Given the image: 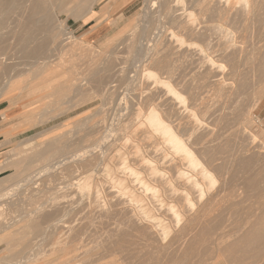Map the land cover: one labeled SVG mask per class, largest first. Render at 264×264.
I'll return each instance as SVG.
<instances>
[{"label": "rangeland", "instance_id": "rangeland-1", "mask_svg": "<svg viewBox=\"0 0 264 264\" xmlns=\"http://www.w3.org/2000/svg\"><path fill=\"white\" fill-rule=\"evenodd\" d=\"M182 1L181 4L185 5L186 11L182 12L181 20L190 23L188 18H197V24L194 21L196 26L193 23V33L181 29L182 27H179V23L166 24L165 28L160 29V32L165 41L170 39L169 43H174V46L177 45L174 49L181 46L180 48L183 47L185 50L188 44V49H193L192 52L187 49L189 51L187 54L183 53L184 51L182 52L183 48H178L179 51L178 49L176 50L178 51L177 56L182 52L183 55H189L188 58L195 55L196 59L203 56V54H207L215 60L214 65L210 67L211 69L213 67V69H209L205 73L204 69L207 67L202 69L196 63H193L192 60H188V62L190 61L189 63L194 64L192 67L190 66L191 64L188 65L189 63L185 58L187 55L184 56L185 59L181 56L182 58L179 57L180 59L173 61L172 81L169 79L184 99L181 103L173 99V102L179 107L180 114H183L180 115L182 122L184 121L183 118L186 117L187 119L186 115L188 113L186 112H189V110L194 111L195 116H197L195 117L197 130L195 129L194 133L198 137H195V134L189 137L190 131H182L185 134L181 132V135L184 134V140L187 141L189 148L200 159V162L213 172L216 179L215 183L209 187L202 181L204 186V196L202 198L199 197L198 192L191 190L189 195L193 205L188 206L181 192L184 185L177 182L174 177L172 181L171 176L173 175L176 162L182 168H187L189 171L187 169L186 171L189 173L196 174V172H193L194 170L192 171L191 168L189 169L185 160L177 156V154L175 155L169 148L163 151L167 159L166 163L162 164V169H160L161 176H163L162 179L170 180L168 182L169 185L160 181L159 178L156 179L157 176L155 178L151 177V174L146 170L145 164L134 160L132 153L127 161L131 168L135 167L141 172L139 175L143 176L147 184L150 181L149 184L151 185H148L151 188L158 189V193L155 192L156 194L151 189L146 191V187L144 188L138 180H135V176L129 170L130 168L119 164L118 159L114 157L115 152L104 149L102 153L99 150L93 154L86 152L81 155L82 158L80 157L79 154L85 148L81 149L83 147L82 144L79 146L76 144L79 141V135H83L85 130H83L84 133L82 130L76 132L73 126L84 120L87 115L89 116L96 111L100 106V102L99 99L95 98L93 89L88 90L85 88V93L89 97L93 96L90 99H85L86 97L84 98L82 94H74L70 88L74 86L73 82L70 81L72 78L79 77L86 71L89 73V70L100 66V58H103V56L122 60L131 59V75L136 73L134 83L136 86L144 83L151 84L155 87L149 85L151 89L153 88L151 91H157L159 88L156 89L157 86L153 84V80L148 78L146 75L147 71H151L156 76L162 75V77H166V75L161 74V71L152 66L140 67L136 72L132 67V46L139 26L143 22V12L148 5L147 0H124L117 12L112 14V11L111 15L108 13L114 6L112 2L95 4L94 10L98 14L87 22L75 19L68 14L66 15L68 13L67 10L73 4L67 5L69 7L66 8V11L61 13L52 9V12L55 11L53 12L55 20L57 18L58 20H63L65 27H67L66 31L70 32L72 38L65 43L53 41L47 44L44 49L48 53V58H39L38 64L32 68L34 72L29 73V66H22L24 75L23 77L20 75V78L21 80L25 78L27 80L24 83H20L21 85L24 84L23 87H26V89L22 93L18 90L12 91L11 93L14 96L11 101L5 97H0V131L6 130L3 142L7 143V147L0 154V166L4 168L0 171V180L5 179L9 174H16L25 167L24 163H20L23 154L40 150L57 138H64L66 139L65 142L68 145L70 144L69 151L60 157L61 159L68 156L66 165L70 166V172L58 168L56 172L59 169L61 172L59 171V174L55 172V177L43 175L41 182L39 180L35 183V185L37 184V189L34 188V190L36 189L35 192L30 189V186H27L29 190L27 187L20 189L23 193L18 190L22 195L18 191L16 192L17 194L11 199L13 204L10 202L12 206L8 203V209H4L5 206H0V224L10 223L12 225L7 228H0V264L256 263L255 252L259 251L261 244L260 241L255 243L254 239L264 232V69L261 65L258 66L260 61H264V15H262L264 14V11L262 12L264 7L260 8L262 9L261 12L259 9V7L264 6V0H248L247 6L241 0H229L228 4L222 0H217L216 3L213 0L211 3L209 1V7L212 3L216 4V6L212 5L214 8H211V6L209 13H205V16L203 15V18L210 17L206 18V21L202 18L203 12L200 11V8L203 5H200V2L195 4L191 0H188L189 3L187 0ZM30 2L29 0L23 1L20 10H18L21 14V21H24L25 16L30 12ZM217 3L222 6L217 7ZM252 3L256 5L252 7ZM196 5L201 7L199 8ZM250 5L251 7H249ZM180 6L182 7L183 5ZM254 6L256 9H254ZM222 7L224 10L226 9L225 11L223 10V13H228L225 17H228L230 22L234 19L231 23H234L235 20L237 23H240L241 20L245 21V23L242 22L243 26L240 23L241 28L244 29L240 34L241 36L238 35L241 32V28L240 26L238 28L236 22L234 24L228 21V24L224 23L226 18H223V15L225 13L221 14L222 11L217 10V12L215 10L214 14L216 17L214 14L212 16L214 12L212 10L217 8L222 10ZM249 8L252 10L251 13V10L248 11ZM257 10L260 15L255 13ZM181 11L179 10L180 13ZM242 11L247 14H243ZM229 12L234 18L230 16L231 19L227 16ZM198 13L199 17H197ZM248 14L249 19L247 17ZM251 14H255V18L254 16L251 18ZM240 16H244L248 20L241 17L242 19L237 21ZM15 18L16 16L10 19L7 25L2 28V31L19 30ZM207 19H210V22ZM253 19L257 20L256 22L258 23L254 22L255 20ZM249 20H251V23ZM252 21L253 25L255 23L256 26L250 25ZM38 24L41 25V23ZM224 24L225 26H223ZM230 24L234 28L231 29ZM217 26L219 27L217 28ZM94 27L100 28L101 31L90 40L92 45L80 44L75 46L74 42L81 39L85 31L88 32ZM220 28L221 30H219ZM258 29L259 31L261 29L260 33H263L261 35L263 37L259 36ZM171 33L173 36H171ZM243 33L249 35L248 39ZM202 34H205L206 37L208 36V39H206L205 35L204 39ZM43 35V33L38 34L39 37ZM176 36L177 38H173ZM168 37L170 38L168 39ZM179 38L184 40V42L182 39L180 40L183 45L178 43L177 40ZM226 40L228 42H225ZM245 40L251 43L248 44L247 41L248 45H246ZM4 41V49L11 51L9 49V46L12 47L13 45L11 39L8 38ZM211 42L214 46L217 45L215 47H218V49H213ZM224 42L228 44H226L228 47ZM203 43L208 46H204L205 44ZM194 44L195 48H193ZM221 44L226 46L221 47L225 49H223L224 52L220 48ZM197 45L201 49L196 47ZM234 46L235 48L240 47L239 50L236 48L238 52L234 50ZM250 46L254 47V49ZM231 47L237 53L238 58L234 55L235 52ZM219 48L222 53H214V51H219ZM257 48L259 53L255 50ZM208 49L211 50L208 51ZM198 52H200L199 56L197 55L199 54ZM250 52L254 56H251ZM230 53L233 57L235 56L234 58L238 59L231 58L232 62L238 61L237 68L242 65L235 71L236 74L233 73L234 75L230 71V68H232L230 66L232 62H229L231 60ZM246 54L247 57H251L247 58ZM177 56L174 55L173 58L175 57L176 59ZM241 56L242 59L240 58ZM244 59L247 60H245V63L243 62ZM180 60H182L181 62L186 60L185 64H188L183 65L184 63L178 62ZM59 62H62L61 65H57ZM228 66L230 67L228 68ZM259 67L263 70L260 68L261 70L259 71ZM200 73L203 76L206 75V77H203ZM199 74L201 77H199ZM197 76L201 78V81L204 78L205 82H200V84V79ZM212 77L213 80H211ZM233 77L235 78L233 79ZM195 79L197 82H194ZM59 88L63 89L59 91ZM167 98L162 107L169 112L171 108L169 102L172 99L170 96ZM57 99L59 102L66 101V103L61 105L60 110L52 111L50 109L51 104L55 103ZM96 118L86 122L87 125ZM170 120L173 124L177 122H174L172 118ZM51 126L55 128H51V130ZM200 135L203 136V139H201ZM209 150L210 152L208 153ZM93 155L97 156L98 165L88 163L87 160ZM211 155H214L213 158ZM80 159L83 160L82 163H80ZM51 162L53 161L50 160L49 163ZM45 163L47 162L43 161L42 163L41 160H37L31 164V169H39ZM11 165L14 166L11 167ZM106 166H110L112 169L110 175L106 174ZM218 166H222V168L224 166L223 170L220 169L222 172L218 170ZM84 177H88V181H91L92 185L89 190L82 188ZM44 179L45 183H42ZM118 179L124 180L128 188L132 189L138 197H141V202H144V205L147 204L146 207L149 208L150 206L149 209L156 219L162 218L163 223L169 225L171 231L168 233L169 235L167 234L168 236L165 235L164 237L161 235L162 231L160 228L156 227V224L153 225L156 220L151 222L150 218L147 220L140 211H135L134 204L138 207L139 202L131 201V204L125 202V205L121 203L127 200L129 195L119 191L117 187ZM251 180H253L252 183ZM78 183H80L81 187H79ZM24 194L27 195L25 196ZM205 202H208L207 211L198 219H194L193 215L196 210ZM171 203L175 205L178 212L180 210L179 213L182 216H180L179 222H176L174 214L168 209V204ZM37 208L38 211H36ZM39 208H41V211H39ZM31 210L36 212L31 213ZM47 213H50L49 217H45ZM187 219H192L191 223L181 229ZM54 220H60L55 227L42 228ZM199 221L211 224H217L218 222L220 225L206 233L201 230ZM34 223L40 225L41 229L31 227ZM25 225L30 227L26 228V234L22 235L21 232L24 231ZM56 241L63 243L61 251L57 250L59 245L56 244Z\"/></svg>", "mask_w": 264, "mask_h": 264}, {"label": "bare ground", "instance_id": "bare-ground-1", "mask_svg": "<svg viewBox=\"0 0 264 264\" xmlns=\"http://www.w3.org/2000/svg\"><path fill=\"white\" fill-rule=\"evenodd\" d=\"M23 1H28V0H0V97H5L9 101H11L13 99V96H14V94L11 93L12 91L18 90V91H20V93H22L23 90L26 89V87H23L24 84L21 85V83H24L27 80L26 78L24 80H21V78H20V75H22V77L24 75V70H23L22 66L24 67L25 65H27L30 68V71H28V72L29 73L34 72V70L32 68L38 64L39 58H43V59L48 58V53L45 52L46 49H44V47L47 44H49L50 42H53V41L57 42V43H65V42L69 41V39L72 38V35L70 34V32L66 31L67 27H65L63 20H58V18H57V20H55L56 18L53 17V12H55V11L52 12V9H55L61 13L62 11H66V8H68L71 4H73L72 7L67 10L68 13H66V15L68 14L69 16H72L75 19H81L83 22H87L90 19H93V17H95V15L98 14L94 10L95 4H98L101 2L103 4H106L107 2H112L114 4V6L112 7L110 12L108 13L111 15L112 11H113L112 14L117 12V10L119 9V7L121 6V4L123 3L124 0H31V2L29 0L30 12L25 16V20L21 21V14L19 13L18 10H20V8L23 4ZM191 1L195 2V4L196 3L199 4L198 2H200L201 3L200 5H203L202 8H200L201 7L200 5H196L200 8V11L203 12L202 18H203V15L205 13H209V10H210L209 8L212 5L216 6V4L212 3V5L209 7L208 2L209 1H210V3L213 1H215V3L217 2V0H213V1L212 0H191ZM222 1L226 2V4H228L229 0H222ZM147 2H148V5L146 6V8L143 12L144 18H143L142 25L139 26V30L136 34V37L134 39L133 46H132V51H133L132 67L135 69L134 71L136 72L137 69H139L140 67L145 68V67H151L152 66V67L157 68L159 71H161V74H165L166 77H162V75L156 76L155 74L151 73V71H147L146 75L148 76V78L150 80H153V84L155 86H157L156 89L159 88L157 91H154V90L151 91L153 89V88L151 89L149 87V85H151V84H145L144 83L142 85L136 86V84L134 83L135 79H136V73L134 75H131V59L122 60L119 58L114 59L113 57H110V56H103V58H100V66H98L97 68H94L92 70H89V73H87V71H86V73H82L79 77L72 78L70 81L73 82L74 86H72L70 88L74 92V94H82V95H84L83 96L84 98L86 97L85 99H87V98L90 99L93 96L89 97V95H87L85 93V88L88 90L93 89V93H95V98L99 99V102H100V106L98 107V109L96 111H94L89 116L87 115V117L84 120H81L80 122H78L76 125L73 126V128H75L76 132H79L81 130L83 132V130H85V133L83 132L84 133L83 135H81V134L79 135V141L77 143V140H76V143H77L76 145L79 146L80 144H82L83 147L80 146L81 149L85 148V149H83V152L81 151V154H79L80 157H81V155H83L86 152L87 153L91 152L93 154L99 150L102 153V151L104 149L106 151L110 150L112 152H115L114 157H116L118 159L119 164H121L123 167H129L131 174L135 176V180H138L139 183L144 186V188L146 187V189H145L146 191L151 189L153 191V193L157 192L158 189L156 190V189L151 188L149 186V185H151V184H149L150 181H148V184H149L148 185L146 183L147 181L145 179H143V176L139 175L141 172L139 170L135 169V167H133L134 169L131 168L130 164H127L129 155L131 156V153H132L134 156V160L140 161L142 164L144 163L146 166V170L148 171L149 174H151V177L155 178V176H157L156 179L159 178L160 181L169 185L168 182L170 180H166V178H165V180L162 179L163 176H161V172H160V169H162V167H161L162 164L167 159L165 157V155L163 154V151H164V149L169 148L175 155L177 154V156H179L180 158L185 160L186 165L189 167V169L191 168L192 171L194 170L193 172H196V174H194V173L191 174L188 172L189 170L187 168L186 169L188 171H186L185 168H182L180 166V164L176 162L173 175L171 176L172 181L175 179L177 182H180L184 185L183 186L184 188H182V190H181L183 199H184L186 205L192 206L193 203L191 202L190 195H189L190 191L192 190V191L198 192L199 197L202 198L204 196V186H203L202 181L206 185H209V187H211V185H213L215 183V180H216L213 172L207 166L203 165L200 162V159H198V157L195 156V154L192 152L191 148H189L188 144L186 143L187 141L184 140V134H185L184 132L185 131H188V132L190 131L189 137L191 135L193 136V134H195L194 131L197 130L196 129L197 124L195 125V123L197 121H196L195 117H197V116H195L194 111L192 112V110L191 111L189 110V112H186V113H188L186 115L187 119H186V117L183 118L184 121L185 120L186 121L182 122V119H180L181 118L180 115L182 113L180 114V110L178 109L179 107L176 106V103L173 101L176 100V101H180V103H181L182 101H184V99L181 96V94L176 90V87H174L175 85L173 86L169 80L173 76V67H172L173 61L174 60L177 61L178 59L182 58L181 56H183V58H184V56L187 55L189 53V51L192 52L193 49L189 50L188 49L189 44H188V42H186L188 44L187 48L185 47L186 49L184 50V48L182 47L183 48L182 52L184 51L183 53H187V54L183 55L181 52V54H179L177 56L179 49H182V48H180L181 46L180 47L178 46L179 49L177 48L178 51H176L177 49L176 48L174 49V47H176L177 45L174 46L173 45L174 43L173 44L169 43V40H170L169 38L171 36H173V34L171 33L172 35L170 37H168L169 40L165 41L162 33L160 32L161 31L160 29L161 28L163 29V27L165 28L166 24L179 23L180 24L179 27L180 26L182 27V28L180 27L181 29H185L184 31L193 33V31H194L193 30V23H194V21H195V23L197 22L196 21L197 18L196 17H195L196 19L195 18H193V19L188 18V19H190V23H187L185 20H181V15H183L182 12L186 11L185 5L181 4L183 2L182 0H147ZM192 2H190V3H192ZM241 2H243V4L245 6L248 5V0H241ZM188 3H189V1H188ZM67 5H69V6L67 7ZM180 5H183V6L181 7ZM217 5H218V3H217ZM251 5L253 7V5H256V4L252 3ZM251 5L249 7H251ZM221 6L218 5L217 7H221ZM262 7H264V6L259 7V9ZM211 8H214V7L212 6ZM254 9H256L255 6H254ZM179 10L180 11L182 10L181 13L179 12ZM215 10L216 11L217 10L222 11L221 14L225 13V12L223 13V10H224L223 7H222V10L220 8H217V9L212 10V11H214L213 13L211 11L212 16L216 12ZM250 10L251 9L249 8L248 11H250ZM261 10L262 9H260V12H261ZM244 11H246V10H244ZM263 11H264V9L262 10V12ZM177 12H179V13H177ZM251 12H252V10L250 11V13ZM242 13H243V11H242ZM255 13L258 14L259 13L258 10ZM200 14H201V12H200ZM226 14H228V13H225L223 15V18L226 16ZM243 14L246 15L247 13L244 12ZM249 14L247 15V17L249 16ZM252 14L250 15L251 18H252V16L255 15V14L254 15H252ZM258 15H260V14H258ZM262 15H264V14H262ZM15 16H16L15 21L18 24L17 26L19 27V30L2 31V28L4 26H6L7 23L10 21V19H13ZM100 16L102 17V15H100ZM188 16H189V14H188ZM214 16H215V14H214ZM227 16H229V17L231 16L230 12H229V15H227ZM244 16H240V18H238V19L235 18V19H237V21H239V19L241 20L242 18H245ZM197 17H199V13H198ZM208 17L209 16H207L203 19L205 20ZM220 17L222 19V15ZM231 17H233V16H231ZM225 18L226 19H224V20H226V21L223 20L224 23L225 22L227 23V21L229 23L234 21V19H232V18L231 19L233 21L231 20V22L229 21L230 19L228 17H225ZM254 18H255V16H254ZM200 19H198V20L200 21ZM248 19H249V17H248ZM248 19H246V20H248ZM258 19L260 20V18H258ZM207 20H208V22H210V19H207ZM251 20H249L250 23H251ZM253 20H255V19H253ZM55 21H56V23H54ZM141 21H142V19H141ZM256 21L257 20H255L254 22H256ZM217 22H219V21L217 20ZM235 22H236V20H235ZM242 22L245 23V21L241 20V22H240L241 25L243 24ZM38 23H41V25H39ZM234 23H231V24H234ZM240 23L236 22V24H238V28H239V26H240V28L243 26V25L241 26ZM256 23H258V22H256ZM196 24H195V26H196ZM231 24H230V27H231ZM250 25L256 26L255 23L253 25V21H252V24H250ZM39 26H40V28H39ZM223 26H225V24ZM218 27L219 26H217V28ZM227 27L229 28V26H227ZM232 28H234V27L232 26L231 29ZM247 28H245V29H247ZM257 28H258V25H257ZM262 28H263V26H262ZM261 29H260V31H261ZM205 30H206V27H205ZM219 30H221V28ZM234 30H236V29H234ZM243 30L244 29L241 28V32L239 33V29H238V33H239L238 35H240ZM100 31L101 30L98 27L91 28L90 30H88V32L85 31L86 33L84 32L83 33L84 35L82 34L83 37L81 39L77 40L76 42H74L75 46L80 45V44L91 46L92 42L90 40L93 39L95 36H97L100 33ZM245 31H248V30H245ZM260 31L258 29V32H259L258 34H260L259 35L260 37H263V36H261L263 33H260ZM234 32H232V33H234ZM42 33L44 35L42 37H39L38 34H42ZM168 33H170V32H168ZM197 33H198V31H197ZM199 34H201V33H199ZM243 34H245L246 39H248L247 37L249 35H247V33H243ZM204 35L202 36L203 38H204ZM208 35H210V34H208ZM210 36H209V38H210ZM245 36H243V37H245ZM205 37H206V35H205ZM234 37H235V34H234ZM8 38L11 39V41L13 42L12 47L9 46V49L11 51H7L4 49L5 48V44H4L5 41L4 40H6ZM173 38H177V36L173 37ZM181 39L179 38V40H177L178 43H180V44L182 43L180 41ZM204 39H203V41L206 43V41ZM206 39H208V36L206 37ZM209 40H207V41H209ZM230 40H229V42H230ZM245 41H246V45L251 43L248 40H245ZM247 41H248V44H247ZM261 41H262V39H261ZM165 42H167V43H165ZM183 42H184V40H183ZM225 42H228V41L226 40ZM205 43H203V44H205ZM207 43H209V42H207ZM255 43H257V42L255 41ZM180 44H178V45H180ZM196 44H198V43H196ZM226 44L227 43H225V45ZM230 44H231V42H230ZM244 44H245V42H244ZM181 45H183V43ZM211 45H213L212 46V47H214L213 49H215V50H216V48L218 49V47H215L217 45L214 46V44H212V42H211ZM225 45L222 46V44H221L220 48L226 47L228 44L226 46ZM204 46H208V45L205 44ZM204 46H202V47H204ZM252 46H250V47L252 48ZM196 47H198V45ZM212 47L210 46L211 49H212ZM193 48H195V44H194ZM220 48H219V51L218 50L216 52L214 51V53L218 52L217 54H220V52H221ZM236 48L238 50L240 49V47H236ZM236 48L234 46V50L238 52V50ZM244 48H243V50H244ZM258 48L255 49L257 52H258ZM187 49L189 51H187ZM199 49H201V48H199ZM221 49H222V52H224L223 51L224 48H221ZM252 49H254V47ZM205 50H207V49H205ZM210 50L208 49V51H210ZM232 50H233V48H232ZM198 51H200V50H198ZM248 51H249V49H248ZM256 51H254V52H256ZM195 52H197V51H195ZM198 53L199 54H197V53H195V54H197L199 56L200 52H198ZM241 53H242V51H241ZM191 54L194 55L193 53H191ZM225 54L228 55L227 53H225ZM230 54H229V56H230ZM247 54H246V57H247ZM174 55L177 56L176 59H175V57L173 58ZM192 55H190V56H192ZM234 55L238 58L236 52ZM258 55H260V54H258ZM194 56L188 58L189 55H187V57H185V58L187 59V62H188V60H192L193 63H196L197 66L201 67L202 69L207 67L206 68L207 70L204 69L205 73H206V71H209V69H211L210 67L213 66L215 63V60L207 54H203V56H201V57L197 56L198 57V58H196L197 60L195 59L196 56L195 57ZM251 56H254V55L252 54ZM251 56H249L247 58H250ZM232 57H233V55L231 54L230 59ZM237 58H234V59H237ZM240 58L242 59V56ZM22 59H24V61H22ZM193 59H194V61H193ZM237 60L232 62V59H231L229 61L230 63L232 62L230 64V66L232 68H230L231 70L229 69L232 72V74L235 73V71L238 68H240L239 66H242V65H239L237 68V64H238ZM240 60H239V63H240ZM245 60L246 59L243 60L244 63H245ZM181 61L182 60H180L178 62H181ZM61 63L62 62H59L57 65H61ZM136 63H138V65H136ZM182 63H184L183 65L188 64V63L185 64L186 60L184 62H181V64ZM190 64L191 63H189L188 65H190ZM45 65H48V64H45ZM228 65H229V63H228ZM243 65H245V64H243ZM260 65L264 69V61H260V64L258 66H260ZM190 66L193 67L194 64L193 65L191 64ZM190 66H188V67H190ZM230 66H228V68ZM196 67H194V68H196ZM261 67H259V71L262 69ZM212 69H213V67H212ZM229 70H227V71H229ZM144 71H145V69H144ZM238 73H239V71H238ZM200 74L202 75V73H200ZM200 74H199V77H201ZM144 75H145V73H144ZM232 76H230V77L232 78ZM203 77H206V75ZM197 78H198V76H197ZM214 78H216V77L214 76ZM234 78L235 77H233V79ZM198 79H200V81L198 80L199 83L203 82V81L205 82L204 78L202 81H201V78H198ZM211 80H213V77L211 78ZM216 80L218 81V79H216ZM171 81H172V79H171ZM195 81H196V79L194 80V82ZM232 81H235V80H232ZM151 87H154V86L151 85ZM62 89L63 88H59L58 90L60 91ZM55 93H56V90H55ZM168 96H170L172 99L171 101L169 100L170 101L169 105L171 107L169 109L170 110L169 112H168V110L166 111L162 107V106H164V101H167ZM58 99L55 101V103L53 102L51 104L50 109L52 111L60 110L61 105L66 103V101L59 102ZM83 101H85V100H83ZM169 105H167V106H169ZM179 106H180V104H179ZM184 116H185V114H184ZM95 117H97V118L95 120H92V122L90 124L88 123V125H87L86 122H88L89 120H91L92 118H95ZM171 118L174 122L175 121H177V122H175V124H173L172 121L170 120ZM57 127H58V125H57ZM51 128L54 129L55 127L51 126L50 129ZM71 130H73V129H71ZM182 131H184V132H182ZM181 132L184 134L181 135ZM195 137H198V135H196ZM201 137H199V138L203 139V136H201ZM57 139L53 140V142L49 143L46 147H44L40 150L23 154V157L21 158L20 163L21 162L24 163L25 167H23L16 174H13V173H12L13 175L9 174V176H7V177L5 176L6 178L4 177L5 179L0 180V206H3V207L5 206L4 209H8V206H9L8 203L11 202V199L15 196V194H17L16 192L18 190L23 189L27 186H30V189L34 190V188L37 187L36 186L37 184L35 185V183L39 180H40L39 182H41L43 175L55 177L56 174H54V173L57 171L56 169H58V168H60V169L62 168L63 170L70 172V166L66 165V163H67L66 161L68 159V156L60 159V157H62L64 154H66L69 151V148H70L69 145L70 144L68 145L65 142L66 139H64V138H62V139L60 138L58 140ZM185 139H187V138H185ZM198 140H200V139H198ZM126 141H129V142H126ZM196 141H194V142H196ZM194 144H196V143H194ZM189 145H190V143H189ZM200 151H201V149H200ZM209 152H210V150L208 151V153ZM151 155H153V156H151ZM74 156H75V154H74ZM211 156L213 158L214 155H211ZM37 160H41L42 163H43V161H46L47 163L43 164V167L41 166V167H39V169H31L32 168L31 164ZM50 160L53 162L49 163ZM87 161H88V163L98 165L96 155H93V157H91ZM76 162H79V161H76ZM82 162H83V160L80 159V163H82ZM220 165H222V164H220ZM13 166L11 165V167H13ZM15 166H16V164H15ZM1 167L2 166H0V171H1V169H4ZM218 167H219V169H218ZM218 167H216L218 170H220V169L223 170V168H224V166H223V168H222V166H218ZM6 168H8V167H6ZM60 169L58 170V172L60 171ZM105 170L107 171L106 174L110 175L112 173V169L110 166H106ZM147 171H146V173H147ZM58 172H56V173L59 174ZM65 173H67V172H65ZM67 174H69V173H67ZM69 177H70V175H69ZM173 177H174V179H173ZM44 178H46V177H44ZM70 179H72V178H70ZM70 179H69V181H70ZM148 180H150V179L148 178ZM200 180H201V182H200ZM229 180H232V179H229ZM43 181L44 182H42V183H45V179ZM252 181L253 180H251V183H252ZM39 182H38V186L40 185ZM117 183H118L117 187L119 188V191H122L123 193H125V194L127 193L129 195L127 197L128 198L127 200L121 202L123 205H125V202L130 203V204H131V201L139 202L138 207L136 206V204H134L135 211H140L142 213V215L144 217H146L147 220H148V218H150L149 220H151V222L156 220V221H154L155 223L153 225L156 224V227L160 228V230L162 231L160 234L163 235L164 237H165V235L170 233L171 230H170L169 225L167 223H163L162 218H161L162 220L160 218H159V220L156 219V217L151 213V211L149 209L150 206H149V208L146 207L147 204L144 205L143 204L144 202H141V197L140 196L138 197L132 191V189L128 188V186H127L126 182H124V180L118 179ZM78 184H79V187H81L80 183H78ZM91 185H92L91 181H88V177H84L83 182H82V188L89 190L91 188ZM27 188L29 190V187H27ZM35 190H34V192H35ZM20 191H22V190H20ZM20 191H18V192L21 193ZM22 193H23V191H22ZM22 193H21V195H22ZM29 194H30V192H29ZM35 195H37V194H35ZM8 200H10V201H8ZM127 203H126V205H127ZM12 204H11V206H12ZM207 204H208V202H205L199 206V208L196 210L195 214L193 215L194 219H198L207 211ZM127 206H129V205H127ZM168 209L171 210L172 211L171 213L174 214V216L176 218V222H179V220L181 218L180 216H182L179 213L180 210L178 212V209H176L175 205H172V203L168 204ZM36 211H38V208L36 209ZM36 211L31 210L30 212L33 213ZM39 211H41V208H39ZM49 214L50 213H47L45 217H49ZM64 214H65V212H64ZM137 214H138V212H137ZM26 221H28V220H26ZM54 221L51 223H47L42 228H48V229L53 228L56 226L57 222H59L60 220H56L55 222ZM191 221H192V219H187L186 223H184V226H182L181 229H184L187 225H189L191 223ZM217 225H220V224H218V222H217V224L216 223L211 224V223H201L199 221V226H200L201 230L205 231L206 233L208 231H210L211 229L216 228ZM9 226H12V225H10V223L5 224V225L0 224V228H7ZM25 226L26 227H24V228L21 227L24 230L21 232L22 235L26 234L25 229L30 227L29 225H25ZM31 227H36V228L41 229V226L36 224V223L32 224ZM258 241H260L261 247H260L259 251L255 252V256L257 258L255 264H264V232L261 233V235H258L255 237L254 242L256 243ZM56 244L59 245V246H57L58 247L57 250L61 251L63 249V243L56 241Z\"/></svg>", "mask_w": 264, "mask_h": 264}, {"label": "crops", "instance_id": "crops-1", "mask_svg": "<svg viewBox=\"0 0 264 264\" xmlns=\"http://www.w3.org/2000/svg\"><path fill=\"white\" fill-rule=\"evenodd\" d=\"M5 131L6 130H1L0 131V154L2 153V150L7 147V143L6 142H3L5 140V136H4V134L6 133Z\"/></svg>", "mask_w": 264, "mask_h": 264}]
</instances>
